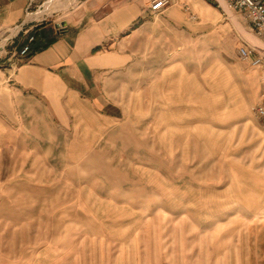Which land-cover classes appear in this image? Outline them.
I'll use <instances>...</instances> for the list:
<instances>
[{
	"label": "rangeland",
	"instance_id": "obj_1",
	"mask_svg": "<svg viewBox=\"0 0 264 264\" xmlns=\"http://www.w3.org/2000/svg\"><path fill=\"white\" fill-rule=\"evenodd\" d=\"M50 1H34L30 13L47 12L27 17L24 30L36 25L27 34H0L1 55L87 0ZM202 1L214 20L173 0L163 16L178 8L188 23H157L151 66L175 59L179 49L161 38L183 29L193 38L185 74H130L121 119L83 106L63 120L40 97L21 102L0 143V264H264V67L240 56L264 48L219 0ZM215 57L238 85L227 86Z\"/></svg>",
	"mask_w": 264,
	"mask_h": 264
},
{
	"label": "crops",
	"instance_id": "obj_2",
	"mask_svg": "<svg viewBox=\"0 0 264 264\" xmlns=\"http://www.w3.org/2000/svg\"><path fill=\"white\" fill-rule=\"evenodd\" d=\"M34 1L0 0V34L20 31L27 34L36 26L24 30ZM193 6L202 19L216 18L209 3L193 0ZM163 12L153 10L151 0H87L67 21L53 26L46 24L31 32L38 34L33 49L53 40L47 47L21 55L28 36L14 42L12 49L0 55V143L6 124L20 113L21 102L32 95L40 97L42 104L46 102L48 113L59 119H67V115L84 106L88 111L94 109L100 118L119 120L125 113L122 98L130 74L133 81L141 82L148 66L149 82L164 76L182 77L188 66L184 48L193 39L187 30L175 31L174 37L162 36V42L179 50L175 59L163 68L156 70L154 62L151 66L159 17L188 23L187 16L178 8L168 10L165 16ZM7 39L0 41L4 49ZM214 59L213 66L227 73V86L238 85L221 57ZM251 71L257 74L256 70Z\"/></svg>",
	"mask_w": 264,
	"mask_h": 264
},
{
	"label": "built area",
	"instance_id": "obj_3",
	"mask_svg": "<svg viewBox=\"0 0 264 264\" xmlns=\"http://www.w3.org/2000/svg\"><path fill=\"white\" fill-rule=\"evenodd\" d=\"M173 0H151L152 9L161 12L165 10ZM229 7L243 13L246 20L252 27V30L261 38L264 39V0H225ZM25 32H28L25 31ZM34 35H30L28 42L24 43L20 51L21 55H27L32 48ZM240 56L244 59L253 57V62L256 65L264 67V56L257 54L254 48L242 47ZM259 115H264V102L256 107Z\"/></svg>",
	"mask_w": 264,
	"mask_h": 264
},
{
	"label": "bare ground",
	"instance_id": "obj_4",
	"mask_svg": "<svg viewBox=\"0 0 264 264\" xmlns=\"http://www.w3.org/2000/svg\"><path fill=\"white\" fill-rule=\"evenodd\" d=\"M60 0H52L50 1L51 4H53L52 6H57V4L59 3ZM221 2V4L224 6V8L229 12L230 16L232 17V19L235 21L236 25L238 26V28L244 32V34L248 37V39L250 40V42H252V44H256L260 47H263L264 48V43L262 42L261 39L257 38L256 36H254L253 34H249L247 33L243 26L241 25V23L238 21L237 17L232 13V11L229 9V5L226 3L225 0H219ZM75 2V1H74ZM73 3V2H72ZM59 5V4H58ZM69 6V5H68ZM50 7V6H49ZM61 7V6H60ZM48 8V7H46ZM60 10V9H59ZM58 10V11H59ZM47 11H40V12H33V13H30L27 17L30 18L34 15H42V14H45ZM43 16V15H42ZM34 18V17H32ZM28 20V19H27ZM239 30V31H240ZM3 43V42H2ZM4 45L3 44H0V55L4 52Z\"/></svg>",
	"mask_w": 264,
	"mask_h": 264
},
{
	"label": "trees",
	"instance_id": "obj_5",
	"mask_svg": "<svg viewBox=\"0 0 264 264\" xmlns=\"http://www.w3.org/2000/svg\"><path fill=\"white\" fill-rule=\"evenodd\" d=\"M37 36H38V34H35L34 35V40H33V43L32 44H36V39H37ZM53 42V40H49L47 43H44V44H40V45H37V46H35L34 47V49L33 48H31V50H34V51H36V50H39V49H41V48H45V47H47L49 44H51Z\"/></svg>",
	"mask_w": 264,
	"mask_h": 264
}]
</instances>
